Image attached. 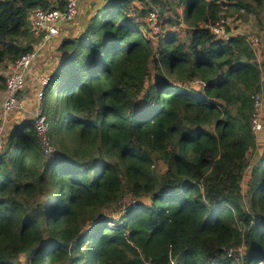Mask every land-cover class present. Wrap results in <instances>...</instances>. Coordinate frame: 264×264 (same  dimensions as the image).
Here are the masks:
<instances>
[{
    "label": "trees",
    "instance_id": "1",
    "mask_svg": "<svg viewBox=\"0 0 264 264\" xmlns=\"http://www.w3.org/2000/svg\"><path fill=\"white\" fill-rule=\"evenodd\" d=\"M95 2L44 90L51 153L33 118L0 134V264H264V156L249 157L264 46L206 28L264 21V0ZM64 6L0 0V92L2 65L34 51L33 12Z\"/></svg>",
    "mask_w": 264,
    "mask_h": 264
},
{
    "label": "rangeland",
    "instance_id": "2",
    "mask_svg": "<svg viewBox=\"0 0 264 264\" xmlns=\"http://www.w3.org/2000/svg\"><path fill=\"white\" fill-rule=\"evenodd\" d=\"M79 7H78V17L74 23L66 24L62 26L61 33L58 38H56L54 41H52L51 45H47L45 47L41 48V53L39 55L38 64L34 67V74L30 76L29 78V84H37V88H35V95L33 98H28L30 90L26 88L25 92L27 94V101L24 103L22 110H16L13 112L6 120V123L4 125L1 138L3 141L7 137V134L11 132L16 126L23 124L28 119L33 118V114H38L41 111V102H37L36 94L43 89L45 90L46 86L44 83L48 80H50L51 74L54 72L55 67H57L60 62L62 61L61 54L57 52L59 43L62 42L65 39H68L72 37L73 35L77 34L80 30V26H82L83 20L86 18L87 11L89 9V6L92 4H101L100 2H95V0H79ZM148 2H151V0H148ZM143 5H141L139 2H135L131 5V9L133 10L132 16H134L138 21H143L148 24L150 28H154L156 31L149 34L150 37H152V41L154 42V50L157 49V41L158 38L154 35L155 33L159 32V26L156 27L157 17L154 22H151V18L148 17L146 19H143L140 16V12L143 11ZM184 10V7L179 9V13L182 14ZM243 16L238 17V14H234L232 17L228 18H222L225 21L226 26V34L227 36H233V35H240L246 37L250 42L255 44V48L259 56L263 52V46H264V21H260L259 18H256L255 15L246 14L242 11ZM177 20V19H176ZM164 31L163 33H170L172 31L179 32V35L183 37L182 40H184L186 43H189V35L186 33V30L184 26L182 25H175V26H163ZM28 29L31 31V36L28 37L26 40H23V43L25 44H33L36 46L37 43L35 41V34L41 33L39 31H35L32 26V22L28 24ZM35 41V42H34ZM39 43V42H38ZM49 46V47H48ZM41 47V46H40ZM48 47V48H47ZM36 49V47L34 48ZM56 52V53H55ZM43 56L45 57V61L43 60ZM46 61L48 65H46ZM12 63H5L2 65V74H5L9 69V65ZM38 76V77H36ZM39 78V79H38ZM42 78V79H40ZM197 81H200L199 79H195L193 82H190L189 86H191L193 89L198 90L197 87ZM6 90V89H5ZM5 90L0 92V110L1 106L3 104V101L5 99ZM35 98V99H34ZM262 103H264V98L261 97ZM42 112V111H41ZM255 112V111H254ZM259 119L262 123V129L259 133L254 134L257 140L256 149L252 151L253 154H250L249 157L253 156L254 159H258L260 156H264V106L258 111ZM163 167V166H160ZM244 186H246L244 184ZM131 196L128 197L127 203H130ZM117 218V216H116ZM114 225V223H112Z\"/></svg>",
    "mask_w": 264,
    "mask_h": 264
},
{
    "label": "built area",
    "instance_id": "3",
    "mask_svg": "<svg viewBox=\"0 0 264 264\" xmlns=\"http://www.w3.org/2000/svg\"><path fill=\"white\" fill-rule=\"evenodd\" d=\"M65 6L63 10L59 9H37L31 16V22L33 29L44 34L42 44H40L31 54H28L16 62L9 65V70L5 72L4 77L6 79V91L5 99L3 101L2 110L0 113V134H2L4 125L7 118L16 110H22L24 103L27 101V94L25 92L27 88V79L30 75H33V69L38 61L41 53V48L47 46L53 40L58 38L61 33L62 26L66 24L74 23L78 17L79 0H64ZM151 22L156 20V14H151ZM156 27H158L156 23ZM212 34L216 37L226 39L225 21L223 19L218 20L213 25H207ZM154 29V28H153ZM156 31V30H155ZM160 33V29L159 32ZM41 46V47H40ZM38 77V76H36ZM39 79V78H38ZM42 79V78H40ZM50 80L46 81L43 86H47ZM197 87L200 92H205L207 85L202 81H197ZM37 102L43 101L44 91L40 90L37 94ZM261 95H257L254 98L255 112L251 119V129L254 134H257L262 129V123L259 119L258 111L264 106L262 103ZM29 98V94H28ZM36 121V128L41 141L46 148V153L50 154L52 149L47 141L46 135L48 132V125L46 124V117L42 115L41 111L38 114H33Z\"/></svg>",
    "mask_w": 264,
    "mask_h": 264
},
{
    "label": "crops",
    "instance_id": "4",
    "mask_svg": "<svg viewBox=\"0 0 264 264\" xmlns=\"http://www.w3.org/2000/svg\"><path fill=\"white\" fill-rule=\"evenodd\" d=\"M43 36H44V34L43 33H36L35 34V41H36V43H37V45L35 46L34 45V48L36 47H38L40 44H42V39H43ZM34 41V42H35ZM54 41V40H53ZM39 42V43H38ZM52 43V42H51ZM51 43H49L48 45L50 46L51 45ZM33 45V44H32ZM48 46V47H49ZM47 47V48H48ZM35 50V49H34ZM42 51V50H41ZM43 60L45 61V57L43 56ZM36 64H38V61H37V63ZM46 65H48V63H47V61H46ZM36 66V65H35ZM33 71H34V69H33ZM33 74H34V72H33ZM30 76H32V75H30ZM29 76V77H30ZM28 77V79H27V88H28V90H30L31 92H29L30 94H29V98L31 99V98H33L34 97V93H35V88H37V84H32V85H30L29 84V78ZM35 99V98H34ZM2 106H3V104H2ZM2 106H1V110H2ZM1 110H0V113H1Z\"/></svg>",
    "mask_w": 264,
    "mask_h": 264
}]
</instances>
